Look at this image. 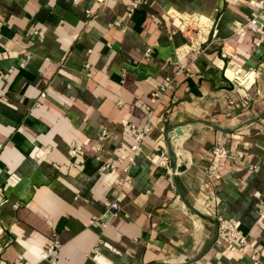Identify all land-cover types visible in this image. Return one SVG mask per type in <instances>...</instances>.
Listing matches in <instances>:
<instances>
[{"label":"crops","instance_id":"0c3cea01","mask_svg":"<svg viewBox=\"0 0 264 264\" xmlns=\"http://www.w3.org/2000/svg\"><path fill=\"white\" fill-rule=\"evenodd\" d=\"M131 5L0 0V264H37L55 237L56 264H252L253 249L264 264V28L244 26L260 0H147L127 17ZM177 14L212 23L196 59ZM147 122L118 192L124 165L100 168ZM167 140L170 173L157 165ZM221 144L226 162L212 154ZM116 196L101 229L92 218ZM218 216L248 245L217 240Z\"/></svg>","mask_w":264,"mask_h":264},{"label":"built area","instance_id":"2783aa9c","mask_svg":"<svg viewBox=\"0 0 264 264\" xmlns=\"http://www.w3.org/2000/svg\"><path fill=\"white\" fill-rule=\"evenodd\" d=\"M147 0H132L131 8L127 12V17H131L135 8L141 5ZM180 19L181 24L179 27V32L182 38L186 40L185 47L193 55V58L196 59L200 55L206 52L207 44L211 37L212 23L210 21H203L195 16L186 15V14H177L176 16ZM3 26L2 17L0 15V32ZM110 26L121 27L122 24L118 20H113L110 23ZM246 29L256 34L264 28V0H260V10L257 12H251L247 18L246 24L244 25ZM256 44H258L256 42ZM151 54V49L145 51V57H148ZM182 72V69L178 70V74ZM171 84V81L166 78L162 88L160 90H155L151 97L156 100H160L163 93L166 92ZM45 98V93L42 92L39 96L38 101L35 103V106L41 107V100ZM120 105V102H118ZM151 131V124L147 122L142 127L137 128L134 125H131L129 128V135L131 138V144L127 148L119 147L116 149L117 157L114 162H104L101 166V171H112L120 165L122 167L123 177L120 178L117 182V190L121 192L122 188L130 182L128 173L130 167L135 164L136 158L141 153V146L144 141V138ZM102 136L106 135V130H103ZM172 138V137H171ZM1 150V146H0ZM80 153V148L74 143H71L70 154L71 156H76ZM214 159L218 162H226L229 159V151L225 145H218L212 151ZM237 157L242 158L244 155L242 152H237ZM98 158V156H97ZM158 166L164 169L166 172L170 173V161L167 151H162L159 154ZM120 195V194H119ZM120 197L116 196L114 200L108 205L105 213L100 217H93V223L98 224L101 229L105 228L108 224V220L114 218L118 215L120 210ZM258 221L264 223V201L260 203ZM216 238L221 242H235L240 246H247L248 241L246 236L235 227L228 219L218 216L216 218ZM60 242L55 237L49 246L41 252L40 262H45L46 264H56L57 258L59 255ZM196 254H200L202 251V244H198L194 247ZM252 264H259V252L257 249L252 250L251 254Z\"/></svg>","mask_w":264,"mask_h":264},{"label":"water","instance_id":"95a60500","mask_svg":"<svg viewBox=\"0 0 264 264\" xmlns=\"http://www.w3.org/2000/svg\"><path fill=\"white\" fill-rule=\"evenodd\" d=\"M174 131H175V132H174V136L172 137L171 140H175L176 137H177L178 135L181 134V130H180V128H176ZM166 146H167V152H168V155H169L172 159H174V158H175V154H174V152H173V150H172V148H171V143H170L169 140L166 141ZM172 169H173V172H174V173H179V172L184 171L185 166H184L183 164H180V165H178V166H175V168L172 167ZM214 241H215V240H213V242H214ZM213 242H212V243H213ZM197 259H198V258H194L193 260H191V262H188L187 264H192V263L195 262Z\"/></svg>","mask_w":264,"mask_h":264}]
</instances>
